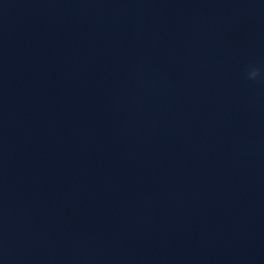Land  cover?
<instances>
[{"label":"water","instance_id":"water-1","mask_svg":"<svg viewBox=\"0 0 264 264\" xmlns=\"http://www.w3.org/2000/svg\"><path fill=\"white\" fill-rule=\"evenodd\" d=\"M264 0H0V264H264Z\"/></svg>","mask_w":264,"mask_h":264},{"label":"clouds","instance_id":"clouds-1","mask_svg":"<svg viewBox=\"0 0 264 264\" xmlns=\"http://www.w3.org/2000/svg\"><path fill=\"white\" fill-rule=\"evenodd\" d=\"M246 79L249 81H257L264 79V69L256 65H249L246 71Z\"/></svg>","mask_w":264,"mask_h":264}]
</instances>
